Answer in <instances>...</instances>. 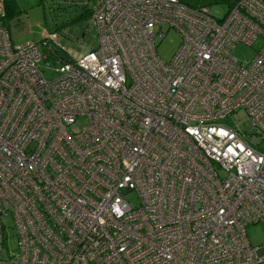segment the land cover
<instances>
[{
  "label": "built area",
  "instance_id": "2783aa9c",
  "mask_svg": "<svg viewBox=\"0 0 264 264\" xmlns=\"http://www.w3.org/2000/svg\"><path fill=\"white\" fill-rule=\"evenodd\" d=\"M88 20L96 44L74 60L44 37L51 80L40 44H13L0 20V264H264L245 230L264 223V44L247 62L231 54L264 42V0L222 18L182 0H94ZM171 29L165 62L156 42ZM8 215L18 251L4 258Z\"/></svg>",
  "mask_w": 264,
  "mask_h": 264
},
{
  "label": "rangeland",
  "instance_id": "374dc122",
  "mask_svg": "<svg viewBox=\"0 0 264 264\" xmlns=\"http://www.w3.org/2000/svg\"><path fill=\"white\" fill-rule=\"evenodd\" d=\"M15 12L6 18L7 28L13 44L28 41L40 44V51L46 59H42L38 64L39 70L47 80L54 79L59 65L50 48L55 49L49 41L47 45L42 44V39L49 33H58L55 39V46L59 50V56L64 60H74L85 51L91 49L96 44V30L89 20L82 17L84 9L81 6L68 3L66 0H13ZM191 6H204L216 18H222L230 9V5L235 0H182ZM180 43V37L173 29L169 30L164 38L156 42V51L159 57L165 62L169 61L176 52ZM264 42L259 36L252 45L237 43L231 54L239 61H249L258 51ZM64 48V49H62ZM56 50V49H55ZM48 63V64H47ZM227 123L225 119L220 121ZM84 119H77L72 125L73 131H79ZM256 136H250V140L255 141ZM127 199L132 204L138 202L134 192L126 193ZM9 235L3 244L2 256L9 258L18 251V241L13 228L10 215L2 219ZM247 239L251 246L264 244V223L257 222L246 226Z\"/></svg>",
  "mask_w": 264,
  "mask_h": 264
},
{
  "label": "trees",
  "instance_id": "16d2710c",
  "mask_svg": "<svg viewBox=\"0 0 264 264\" xmlns=\"http://www.w3.org/2000/svg\"><path fill=\"white\" fill-rule=\"evenodd\" d=\"M3 2H4V15L0 18V20L5 25V23H6V20L5 19L8 18V17H10V16H12L13 13L15 12V4H14V1L13 0H4ZM234 2L231 3L230 7L232 6V4ZM80 6L82 7V5H80ZM81 16L84 17V18H86V19L89 18V16H90V7H88V8H85L84 7V10H83ZM43 40H44V38L42 39V41Z\"/></svg>",
  "mask_w": 264,
  "mask_h": 264
},
{
  "label": "crops",
  "instance_id": "0c3cea01",
  "mask_svg": "<svg viewBox=\"0 0 264 264\" xmlns=\"http://www.w3.org/2000/svg\"><path fill=\"white\" fill-rule=\"evenodd\" d=\"M82 1H83V0H82ZM93 2H94V0H88L87 5H82V8L84 9V7H85V8L90 7V6L93 4ZM78 6H80V5H78ZM87 19H88V18H87Z\"/></svg>",
  "mask_w": 264,
  "mask_h": 264
},
{
  "label": "water",
  "instance_id": "95a60500",
  "mask_svg": "<svg viewBox=\"0 0 264 264\" xmlns=\"http://www.w3.org/2000/svg\"><path fill=\"white\" fill-rule=\"evenodd\" d=\"M57 53V52H56Z\"/></svg>",
  "mask_w": 264,
  "mask_h": 264
}]
</instances>
